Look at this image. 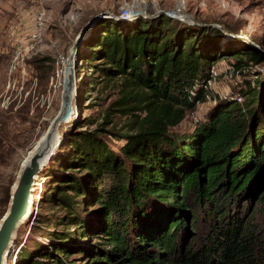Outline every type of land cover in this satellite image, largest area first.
<instances>
[{"label": "trees", "instance_id": "16d2710c", "mask_svg": "<svg viewBox=\"0 0 264 264\" xmlns=\"http://www.w3.org/2000/svg\"><path fill=\"white\" fill-rule=\"evenodd\" d=\"M96 25L91 83L119 98L96 128L70 125L40 173L48 212L15 264H264V53L240 37L221 49V29L164 14ZM230 54L239 72L262 71L238 86L241 102L180 129Z\"/></svg>", "mask_w": 264, "mask_h": 264}, {"label": "rangeland", "instance_id": "374dc122", "mask_svg": "<svg viewBox=\"0 0 264 264\" xmlns=\"http://www.w3.org/2000/svg\"><path fill=\"white\" fill-rule=\"evenodd\" d=\"M37 13L44 15L43 39L37 45L38 50H23L30 41L31 23ZM162 14L176 22L221 29V49H227L230 44V49L242 48L243 43L236 40L240 37L264 53V0H0V221L8 209L10 190L21 163L60 108L65 78L72 68L68 58L75 43L78 42L77 90L74 111L59 129L63 141L74 123L96 128L104 122V114L119 98L116 86L97 90L91 83L94 74L86 57L91 50L88 41L95 34L98 21ZM237 60L230 54L212 66V81L208 86L203 85L206 99L187 112L180 129L189 130L204 121L218 100L242 101L236 92L238 86L245 76L262 68L245 66L242 73L235 69ZM110 118L118 119L113 115ZM39 176L31 215L16 232L7 264H15L20 244H31L30 229L37 212H48L39 206V192L45 190L48 179ZM256 208L255 223L264 230V211Z\"/></svg>", "mask_w": 264, "mask_h": 264}, {"label": "water", "instance_id": "95a60500", "mask_svg": "<svg viewBox=\"0 0 264 264\" xmlns=\"http://www.w3.org/2000/svg\"><path fill=\"white\" fill-rule=\"evenodd\" d=\"M77 43H75L76 45L69 56V61L72 63L71 79L69 86L63 87L60 108L51 119L44 135L28 151L21 163L16 176L17 179L10 190L9 206L0 221V264H7L9 250L17 237L16 232L31 215L30 209L33 204L36 182L40 178V173L54 158L56 150L63 141L59 132L60 127L64 122L69 121L67 117H70L74 111V99L77 90L74 77Z\"/></svg>", "mask_w": 264, "mask_h": 264}, {"label": "built area", "instance_id": "2783aa9c", "mask_svg": "<svg viewBox=\"0 0 264 264\" xmlns=\"http://www.w3.org/2000/svg\"><path fill=\"white\" fill-rule=\"evenodd\" d=\"M43 25H44V15L43 13H37L31 23L32 28L30 29V34H29L30 41L28 42V44L22 47L23 50L32 51V52L38 50L37 45L43 39V33H42V30L44 29ZM211 81L212 80H210L209 82Z\"/></svg>", "mask_w": 264, "mask_h": 264}, {"label": "bare ground", "instance_id": "6f19581e", "mask_svg": "<svg viewBox=\"0 0 264 264\" xmlns=\"http://www.w3.org/2000/svg\"><path fill=\"white\" fill-rule=\"evenodd\" d=\"M180 9L182 8V7H179ZM175 12H177V11H175ZM68 62L70 63V61H69V58H68ZM71 65H72V63H71ZM75 70H76V67H75ZM71 71H72V68H71V70H70V72L68 71L67 72V75H66V78H65V86L64 87H68L69 86V84H70V79H71ZM69 75V76H68ZM74 77H75V75H74ZM34 200V199H33ZM31 208H32V206H31ZM31 210V209H30Z\"/></svg>", "mask_w": 264, "mask_h": 264}]
</instances>
